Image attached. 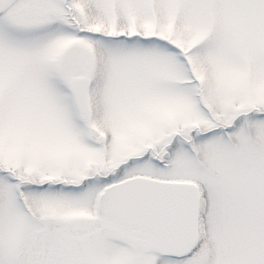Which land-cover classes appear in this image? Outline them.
I'll list each match as a JSON object with an SVG mask.
<instances>
[{"label": "snow or ice", "instance_id": "1", "mask_svg": "<svg viewBox=\"0 0 264 264\" xmlns=\"http://www.w3.org/2000/svg\"><path fill=\"white\" fill-rule=\"evenodd\" d=\"M0 264H264V0H0Z\"/></svg>", "mask_w": 264, "mask_h": 264}]
</instances>
